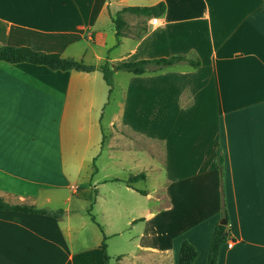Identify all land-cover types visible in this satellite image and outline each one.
Returning <instances> with one entry per match:
<instances>
[{
  "label": "crops",
  "instance_id": "0c3cea01",
  "mask_svg": "<svg viewBox=\"0 0 264 264\" xmlns=\"http://www.w3.org/2000/svg\"><path fill=\"white\" fill-rule=\"evenodd\" d=\"M0 46L115 78L0 61V199L63 209L0 210V264H103L102 241L110 264H179L183 241L207 264L222 220L216 264H264V0H0ZM172 56L198 65L113 69Z\"/></svg>",
  "mask_w": 264,
  "mask_h": 264
},
{
  "label": "trees",
  "instance_id": "16d2710c",
  "mask_svg": "<svg viewBox=\"0 0 264 264\" xmlns=\"http://www.w3.org/2000/svg\"><path fill=\"white\" fill-rule=\"evenodd\" d=\"M165 11V4L158 3L150 7H127L119 10L112 21L115 25V35L120 37L123 35L122 29L125 26V22L121 17L122 12H130L134 14H143L148 16H153L154 18L161 16ZM0 61H4L10 64L27 62L34 65L44 66L55 71H77V72H94L99 70L102 73L103 79L107 86L109 87V92L112 88L111 83V69L107 64L96 68L94 65H87L82 60H76L71 57H62L57 53H45L40 51H34L28 47L24 46H0ZM187 62L192 66H197L198 62L187 59L184 56H172L169 58H157L149 60H137L131 62H123L113 67L114 70H123L133 74H142L148 70L160 69L166 66H171L177 63ZM215 154L217 157V164L220 167L222 164V156L220 149L215 148ZM144 174H138L136 176H130L127 184L130 182L143 179ZM144 193L143 191H140ZM0 210L5 211H20L25 213L40 214L45 216H50L55 219H59L63 216V209L49 210L46 208H35L33 206L27 205H11L0 199ZM91 221L95 222L94 216L88 211ZM230 238V229L227 225L219 224L215 227L212 236L210 249L207 256V264H216L217 257L220 247ZM100 248L103 252L104 263L110 264L109 257L106 252V245L102 241ZM197 257V250L191 244L186 241L181 243L179 253H178V263L179 264H193L195 258Z\"/></svg>",
  "mask_w": 264,
  "mask_h": 264
},
{
  "label": "rangeland",
  "instance_id": "374dc122",
  "mask_svg": "<svg viewBox=\"0 0 264 264\" xmlns=\"http://www.w3.org/2000/svg\"><path fill=\"white\" fill-rule=\"evenodd\" d=\"M108 34H109V32H108ZM106 42L107 43H112L113 42V37L111 36V35H108V36H106ZM92 60H94V59H92ZM95 62H97V61H95ZM99 64H104V62H100ZM111 80L113 81V86L115 87V78H113V77H111ZM102 85H103V88H105L106 86H105V84H104V82H102ZM82 183V182H81ZM86 214L84 213V215L83 216H85ZM86 218V217H85ZM88 219V218H87ZM88 234V235H87ZM86 235L87 236H89L88 238H90L91 239V234L88 232H86ZM91 243V242H90Z\"/></svg>",
  "mask_w": 264,
  "mask_h": 264
},
{
  "label": "water",
  "instance_id": "95a60500",
  "mask_svg": "<svg viewBox=\"0 0 264 264\" xmlns=\"http://www.w3.org/2000/svg\"><path fill=\"white\" fill-rule=\"evenodd\" d=\"M220 224L225 225V224H226V220H222V221L220 222Z\"/></svg>",
  "mask_w": 264,
  "mask_h": 264
},
{
  "label": "built area",
  "instance_id": "2783aa9c",
  "mask_svg": "<svg viewBox=\"0 0 264 264\" xmlns=\"http://www.w3.org/2000/svg\"><path fill=\"white\" fill-rule=\"evenodd\" d=\"M152 22H153V23H155V22H156V20H155V19H153V20H152Z\"/></svg>",
  "mask_w": 264,
  "mask_h": 264
}]
</instances>
